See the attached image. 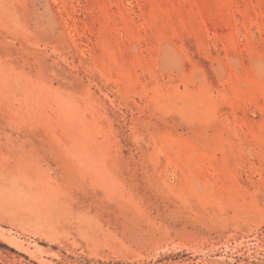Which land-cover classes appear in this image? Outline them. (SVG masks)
Returning <instances> with one entry per match:
<instances>
[{
  "label": "rangeland",
  "instance_id": "rangeland-1",
  "mask_svg": "<svg viewBox=\"0 0 264 264\" xmlns=\"http://www.w3.org/2000/svg\"><path fill=\"white\" fill-rule=\"evenodd\" d=\"M0 264H264V0H0Z\"/></svg>",
  "mask_w": 264,
  "mask_h": 264
}]
</instances>
